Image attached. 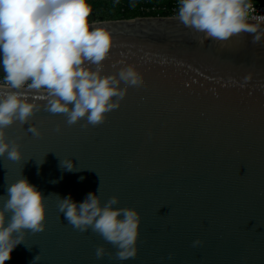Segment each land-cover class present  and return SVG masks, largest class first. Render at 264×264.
<instances>
[{"label": "water", "instance_id": "1", "mask_svg": "<svg viewBox=\"0 0 264 264\" xmlns=\"http://www.w3.org/2000/svg\"><path fill=\"white\" fill-rule=\"evenodd\" d=\"M247 23L259 43L247 31L206 39L178 18L91 23L113 38L102 72L134 65L144 80L98 125H69L41 92L21 89L41 110L6 129L23 157L0 156V207L26 177L45 196L46 228L26 230L5 264H264V25ZM97 190L102 204L117 196L115 207L139 211L135 257L118 259L115 245L60 213L59 197Z\"/></svg>", "mask_w": 264, "mask_h": 264}, {"label": "clouds", "instance_id": "2", "mask_svg": "<svg viewBox=\"0 0 264 264\" xmlns=\"http://www.w3.org/2000/svg\"><path fill=\"white\" fill-rule=\"evenodd\" d=\"M178 5L179 21L206 39L225 41L247 31L254 33L253 43L261 41L257 28L246 22L244 0H178ZM90 13L88 0H0V71L9 86L0 88V156L22 159L20 144L8 139L6 129L16 121L27 124L41 110L20 91L25 86L41 92L45 110L66 114L69 125L82 118L86 124L98 125L107 112L120 106L129 86L144 83L134 65L118 73L102 72L113 38L105 28L89 24ZM28 131L40 135L35 126L30 125ZM61 166L71 171L74 162L64 159ZM98 190L79 202L70 194L59 197L60 213L81 232L91 228L115 245L118 259L135 257L139 211L115 207L117 196L102 204ZM46 215L45 196L26 177L7 187L0 207V264L11 259L13 250L24 242L26 230H45ZM200 243L196 240L194 246ZM105 254L103 246L96 249L97 258ZM39 259L37 255L32 264Z\"/></svg>", "mask_w": 264, "mask_h": 264}, {"label": "built area", "instance_id": "3", "mask_svg": "<svg viewBox=\"0 0 264 264\" xmlns=\"http://www.w3.org/2000/svg\"><path fill=\"white\" fill-rule=\"evenodd\" d=\"M244 2L247 4L246 22L264 25V3H257L251 0H244ZM178 6V0H163L155 2L152 0H139L134 10L140 14L138 18H177ZM0 87L9 86L6 85L3 80H0ZM23 90L31 89H28L25 86Z\"/></svg>", "mask_w": 264, "mask_h": 264}, {"label": "trees", "instance_id": "4", "mask_svg": "<svg viewBox=\"0 0 264 264\" xmlns=\"http://www.w3.org/2000/svg\"><path fill=\"white\" fill-rule=\"evenodd\" d=\"M163 1V0H152ZM261 1V0H255ZM139 0H88L91 13L88 17L89 24L94 21L105 22L112 20H130L138 18L135 12Z\"/></svg>", "mask_w": 264, "mask_h": 264}, {"label": "crops", "instance_id": "5", "mask_svg": "<svg viewBox=\"0 0 264 264\" xmlns=\"http://www.w3.org/2000/svg\"><path fill=\"white\" fill-rule=\"evenodd\" d=\"M245 1H247V0H245ZM249 1V0H248ZM251 1H255V0H251ZM255 2H257V3H264V0H261V1H255Z\"/></svg>", "mask_w": 264, "mask_h": 264}, {"label": "rangeland", "instance_id": "6", "mask_svg": "<svg viewBox=\"0 0 264 264\" xmlns=\"http://www.w3.org/2000/svg\"><path fill=\"white\" fill-rule=\"evenodd\" d=\"M0 80H3V73L0 71Z\"/></svg>", "mask_w": 264, "mask_h": 264}]
</instances>
